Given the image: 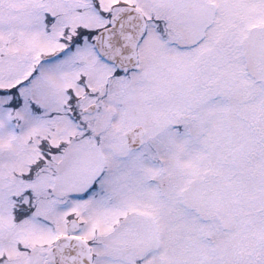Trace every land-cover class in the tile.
<instances>
[{
    "label": "snow or ice",
    "instance_id": "1",
    "mask_svg": "<svg viewBox=\"0 0 264 264\" xmlns=\"http://www.w3.org/2000/svg\"><path fill=\"white\" fill-rule=\"evenodd\" d=\"M0 264H264V0H0Z\"/></svg>",
    "mask_w": 264,
    "mask_h": 264
}]
</instances>
